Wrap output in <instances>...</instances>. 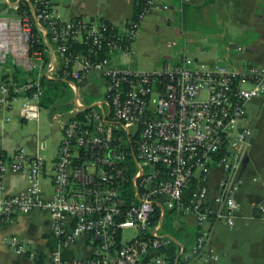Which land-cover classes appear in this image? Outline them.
I'll use <instances>...</instances> for the list:
<instances>
[{"label": "built area", "instance_id": "obj_1", "mask_svg": "<svg viewBox=\"0 0 264 264\" xmlns=\"http://www.w3.org/2000/svg\"><path fill=\"white\" fill-rule=\"evenodd\" d=\"M57 1L1 0L0 99H20L23 121L39 117L45 81L66 83L73 98L52 114L63 137L51 163L23 147L0 152V221L49 213L60 247L43 255V264H216L213 227H231L239 216L237 193L253 142L248 104L264 96V64L185 56L176 65L134 70L117 62L134 54L149 13L205 0H180L179 8L142 0L125 29L105 18L66 19ZM98 77L103 88L87 87ZM86 90L101 98L90 102ZM214 169L221 171L216 193ZM9 172L27 176L29 191L8 194ZM44 176L52 181L50 197ZM253 208L264 219V200ZM169 215L180 221L178 230L194 217L190 247L166 229ZM128 230L135 234L128 238ZM82 238L93 247L89 256L62 254ZM10 243L17 253L27 251L18 236Z\"/></svg>", "mask_w": 264, "mask_h": 264}, {"label": "crops", "instance_id": "obj_2", "mask_svg": "<svg viewBox=\"0 0 264 264\" xmlns=\"http://www.w3.org/2000/svg\"><path fill=\"white\" fill-rule=\"evenodd\" d=\"M159 1L176 8L173 0ZM222 1L214 0L212 9L217 12ZM202 3L198 2L195 5L200 6ZM135 4L136 0H58L56 5L66 19L77 16L105 18L119 28L125 29L133 17ZM200 8L204 7L200 6ZM64 10L66 15L62 13ZM229 14L230 46L228 48L232 59L230 63L240 67L248 63L264 64V0H230ZM233 35H237L240 41L235 42ZM226 44L229 45V42ZM239 45L244 47V51L239 52L235 49ZM123 57L125 56L121 55L116 59L117 62H121ZM103 85L105 83L98 77L94 78L87 87L93 90ZM249 104L251 108L248 110V115L253 128V142L243 172L245 182L237 193L241 209L233 226L229 227L224 222H217L213 227L212 242L220 254L216 264H264V219L255 216L253 208V202L264 200V96L253 99ZM20 105V99L12 104L0 99V152L5 154H13L21 147L19 142L14 141V136L9 131L15 123L12 116H17L22 121L19 117ZM33 154L43 156L41 147L38 146L30 155ZM220 174V169H214L212 172L210 184L213 193L218 190ZM254 177L257 180H253ZM5 179L8 194H19L30 189V181L23 173L9 172ZM46 180L49 182V187L45 185ZM41 183L45 196H52L53 185L50 177L44 176ZM183 222L184 225L180 226L183 233L180 240L190 247L196 233H190L187 227L195 228V219L188 217ZM51 223L50 214L39 210L18 213L12 223L3 224L0 221V264H43V255L60 247L59 241L52 235ZM12 236H18L26 243L25 253H17L14 250L10 243ZM92 251L93 247L85 238L70 248H62L65 257H87ZM30 252L36 253L37 257H32Z\"/></svg>", "mask_w": 264, "mask_h": 264}, {"label": "rangeland", "instance_id": "obj_3", "mask_svg": "<svg viewBox=\"0 0 264 264\" xmlns=\"http://www.w3.org/2000/svg\"><path fill=\"white\" fill-rule=\"evenodd\" d=\"M173 1V4L179 8L180 0ZM206 1L200 5L204 8H199L194 13L195 17L201 19L199 21L193 19L194 22L189 24L184 23L182 11L177 9L149 13L133 41L134 54L131 57H123L118 63L134 70H157L165 64L176 65L185 56L198 57L207 62L223 60L228 63L227 59L232 61L228 48L230 0H223L217 12L212 9L214 0ZM62 13L67 14L65 10ZM232 37L235 42L240 41L237 35ZM227 42L229 45L226 44ZM85 95L90 102L101 98V95H90L87 90ZM204 96L203 93L201 97ZM72 98L73 93L66 90V93L58 99V103L63 104ZM250 108L248 104V110ZM56 110H58L56 106L54 108L42 106L37 119L23 121L17 116H12L15 123L9 129L14 141L19 142L27 154H32L38 146L41 147L42 155L48 163L56 157L59 142L63 137L62 129L52 119V114ZM45 185L49 187L48 180L45 181ZM170 217L169 215L165 220L166 229L173 233L180 221ZM187 230L196 233V229L192 226H188ZM133 234H135L134 230L126 231L128 238ZM179 239H182V236Z\"/></svg>", "mask_w": 264, "mask_h": 264}, {"label": "trees", "instance_id": "obj_4", "mask_svg": "<svg viewBox=\"0 0 264 264\" xmlns=\"http://www.w3.org/2000/svg\"><path fill=\"white\" fill-rule=\"evenodd\" d=\"M142 2H143L142 0H136L133 17H135L139 12V10L141 9ZM199 8L200 6H196L195 4H185L183 6V11H182L184 23L186 24H189L191 22L193 23L194 22L193 19L199 21L201 18L195 17L194 14ZM44 84H45V91L41 99V105L54 108L56 104L59 102L58 99L62 97L64 93H66V83L57 82V81H45ZM173 233L172 234L178 238L179 237L181 238V235L183 234L181 233L180 229L178 230V227Z\"/></svg>", "mask_w": 264, "mask_h": 264}, {"label": "water", "instance_id": "obj_5", "mask_svg": "<svg viewBox=\"0 0 264 264\" xmlns=\"http://www.w3.org/2000/svg\"><path fill=\"white\" fill-rule=\"evenodd\" d=\"M248 160H249V157H247L246 160H245V166H244V168L246 167V164H247Z\"/></svg>", "mask_w": 264, "mask_h": 264}]
</instances>
